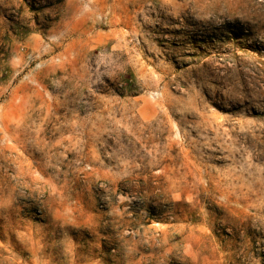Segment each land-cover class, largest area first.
<instances>
[{
	"label": "rangeland",
	"instance_id": "rangeland-1",
	"mask_svg": "<svg viewBox=\"0 0 264 264\" xmlns=\"http://www.w3.org/2000/svg\"><path fill=\"white\" fill-rule=\"evenodd\" d=\"M0 264H264V0H0Z\"/></svg>",
	"mask_w": 264,
	"mask_h": 264
}]
</instances>
